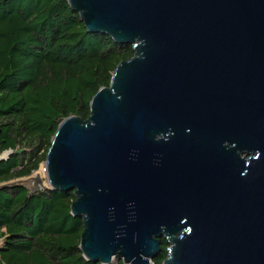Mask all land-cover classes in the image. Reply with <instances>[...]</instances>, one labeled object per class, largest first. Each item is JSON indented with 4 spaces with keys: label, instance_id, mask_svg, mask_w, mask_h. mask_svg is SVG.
<instances>
[{
    "label": "water",
    "instance_id": "95a60500",
    "mask_svg": "<svg viewBox=\"0 0 264 264\" xmlns=\"http://www.w3.org/2000/svg\"><path fill=\"white\" fill-rule=\"evenodd\" d=\"M66 1L132 54L29 189L72 191L92 262L150 264L163 237L160 264H264V0Z\"/></svg>",
    "mask_w": 264,
    "mask_h": 264
},
{
    "label": "trees",
    "instance_id": "16d2710c",
    "mask_svg": "<svg viewBox=\"0 0 264 264\" xmlns=\"http://www.w3.org/2000/svg\"><path fill=\"white\" fill-rule=\"evenodd\" d=\"M131 44L88 32L66 0H0V261L5 264H101L78 247L81 218L71 190L31 191L25 178L44 159L57 123L85 118L88 100ZM21 148L15 152L14 148ZM152 264H160L166 241ZM108 264H123L113 257Z\"/></svg>",
    "mask_w": 264,
    "mask_h": 264
},
{
    "label": "rangeland",
    "instance_id": "374dc122",
    "mask_svg": "<svg viewBox=\"0 0 264 264\" xmlns=\"http://www.w3.org/2000/svg\"><path fill=\"white\" fill-rule=\"evenodd\" d=\"M5 152V151H4ZM4 152L0 153V155H4ZM38 172L39 176L42 179L43 184H46V177H45V173L42 169V163L39 165V167L32 171V173L30 174V176H28L27 178L23 179L24 184L28 187V186H32L34 184V178L33 176L35 175V173Z\"/></svg>",
    "mask_w": 264,
    "mask_h": 264
},
{
    "label": "built area",
    "instance_id": "2783aa9c",
    "mask_svg": "<svg viewBox=\"0 0 264 264\" xmlns=\"http://www.w3.org/2000/svg\"><path fill=\"white\" fill-rule=\"evenodd\" d=\"M0 264H5V263H3L2 261H0ZM123 264H127V263H124V262H123ZM150 264H152V262H150Z\"/></svg>",
    "mask_w": 264,
    "mask_h": 264
}]
</instances>
